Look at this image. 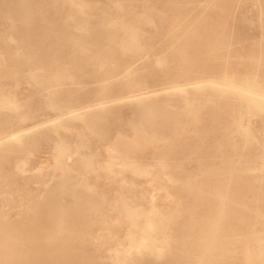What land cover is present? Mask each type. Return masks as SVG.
<instances>
[{
    "label": "rangeland",
    "instance_id": "obj_1",
    "mask_svg": "<svg viewBox=\"0 0 264 264\" xmlns=\"http://www.w3.org/2000/svg\"><path fill=\"white\" fill-rule=\"evenodd\" d=\"M1 98L14 264H264V0H0Z\"/></svg>",
    "mask_w": 264,
    "mask_h": 264
},
{
    "label": "bare ground",
    "instance_id": "obj_2",
    "mask_svg": "<svg viewBox=\"0 0 264 264\" xmlns=\"http://www.w3.org/2000/svg\"><path fill=\"white\" fill-rule=\"evenodd\" d=\"M134 43V42H133ZM160 63V62H159ZM129 70V69H128ZM127 70V71H128ZM236 90V88H234ZM238 92V91H237ZM146 99V98H145ZM3 105H5V102L4 100L1 98L0 99V107H4ZM7 107H11L10 105H8ZM1 109V108H0ZM7 110V109H6ZM9 110V109H8ZM242 129V128H241ZM244 130V129H243ZM245 132V131H244ZM238 134V133H237ZM236 135V134H235ZM67 150V149H66ZM62 157V156H61ZM18 165V164H17ZM16 165V166H17ZM25 166V165H24ZM122 166V165H121ZM127 167V166H126ZM25 168V167H23ZM18 169V168H16ZM14 170V168H13ZM21 170H22V167H21ZM38 170V169H37ZM17 171V170H15ZM16 173V172H14ZM144 175V174H143ZM150 225V224H149ZM149 227V226H148ZM148 229V228H147ZM13 236V233L11 232H7L5 231V229H3V232H0V264H14L15 262H17L16 260L17 259H20V258H23V254L24 256L26 255V253H23L22 252H18V251H15L16 249L18 250L19 247H16V238H12ZM33 238V237H32ZM34 240V238H33ZM35 240H37L35 238ZM34 240V241H35ZM133 241V240H132ZM131 241V242H132ZM150 241V240H149ZM145 242V241H143ZM10 246V247H9ZM5 247H9V248H5ZM155 247V246H154ZM4 249V250H2ZM156 249V248H155ZM137 250V249H136ZM159 250V248L157 249ZM162 250V249H160ZM154 252V251H153ZM18 253V254H17ZM20 254H22L20 256ZM19 258H18V257Z\"/></svg>",
    "mask_w": 264,
    "mask_h": 264
}]
</instances>
